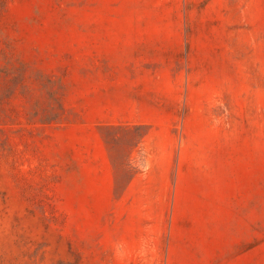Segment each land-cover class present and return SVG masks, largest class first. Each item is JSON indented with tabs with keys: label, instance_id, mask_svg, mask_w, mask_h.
Masks as SVG:
<instances>
[{
	"label": "rangeland",
	"instance_id": "374dc122",
	"mask_svg": "<svg viewBox=\"0 0 264 264\" xmlns=\"http://www.w3.org/2000/svg\"><path fill=\"white\" fill-rule=\"evenodd\" d=\"M145 170L181 197L158 264H264V0H0V264H132Z\"/></svg>",
	"mask_w": 264,
	"mask_h": 264
},
{
	"label": "crops",
	"instance_id": "0c3cea01",
	"mask_svg": "<svg viewBox=\"0 0 264 264\" xmlns=\"http://www.w3.org/2000/svg\"><path fill=\"white\" fill-rule=\"evenodd\" d=\"M177 182L175 178L174 187ZM164 185H169V189L165 190ZM171 187L170 177L152 176L147 170L128 178L117 198L121 206L109 233L121 251L116 260L158 264L176 259L173 248L180 245L178 236L183 225L174 223L173 209L181 197Z\"/></svg>",
	"mask_w": 264,
	"mask_h": 264
}]
</instances>
